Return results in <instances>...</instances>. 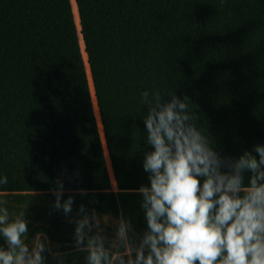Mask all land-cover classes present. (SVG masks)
Returning <instances> with one entry per match:
<instances>
[{
  "label": "trees",
  "instance_id": "trees-1",
  "mask_svg": "<svg viewBox=\"0 0 264 264\" xmlns=\"http://www.w3.org/2000/svg\"><path fill=\"white\" fill-rule=\"evenodd\" d=\"M76 3L119 190L150 183L145 91L187 96L224 156L264 144V0ZM3 176L0 192H50L58 178L111 189L71 0H0Z\"/></svg>",
  "mask_w": 264,
  "mask_h": 264
},
{
  "label": "clouds",
  "instance_id": "clouds-1",
  "mask_svg": "<svg viewBox=\"0 0 264 264\" xmlns=\"http://www.w3.org/2000/svg\"><path fill=\"white\" fill-rule=\"evenodd\" d=\"M165 94H142L149 106L144 123L151 150L143 169L150 183L134 191L142 197L147 230L135 233L122 211L112 219L81 205L69 221L76 225L75 251L86 254V264H264V144L238 158L222 155L197 126L190 99L172 92L165 100ZM7 183V176L0 177V184ZM55 184L54 207L70 216L74 195L62 203L63 179ZM110 220L111 237L105 231ZM29 223L26 213L12 218L0 207V237L6 243L0 264H47L46 254L65 264L66 254L53 251L46 235L25 239Z\"/></svg>",
  "mask_w": 264,
  "mask_h": 264
},
{
  "label": "crops",
  "instance_id": "crops-1",
  "mask_svg": "<svg viewBox=\"0 0 264 264\" xmlns=\"http://www.w3.org/2000/svg\"><path fill=\"white\" fill-rule=\"evenodd\" d=\"M113 181V183H112ZM111 181V189L110 190H104V191H87V195H80L79 191H65V196L63 198H68V195H74V199H103V200H107L110 199V197H114V199L117 201H119V197H122V199L126 198V197H137V195H139L138 193H136L134 190H119L115 181V178L113 177ZM38 194L40 193H47V195L42 196V197H53V191L50 192H36ZM37 194V195H38ZM52 195V196H51ZM121 195V196H120ZM118 198H115V197ZM140 196V195H139ZM121 199V198H120ZM118 205V204H117ZM120 207V208H119ZM122 208V209H121ZM23 209V208H22ZM78 209L79 208H73V213H71L70 216H66L63 213V210H56L55 208H42V211H49V214H51V218H53V216L61 219L63 222H66L65 217L68 218L69 220L72 219L74 220L77 217V213H78ZM88 210H92L95 209L96 212L98 214H100L101 216H109L112 219L118 218L121 214V211L124 213V215L132 220L133 223V228L135 230V233H137L138 235H142L146 230H147V223L145 222H138L136 223L135 220L136 218L133 215V212L135 210H139L142 213H144L145 216V211L143 208H123L122 205H118L117 208H87ZM130 209H132L131 211H129ZM126 210V211H125ZM29 215L30 212L32 211V213H36V211H38L37 208H34V210H22V212ZM18 214H20L18 212ZM48 215V214H46ZM13 218V217H12ZM135 218V220L133 219ZM144 223V224H143ZM75 223H68V226L61 229L59 227V225H35V226H31L29 225V235L25 237L26 240H31L32 237L34 238L37 234H44L46 235L48 241L50 242V245L52 247L53 251H59L62 253H65L66 255L64 257L65 258V264H86L85 258L83 257V255H85V253L82 252H76L74 249V230H75ZM106 233L111 237L112 234L115 231V226L114 224L111 222H109L108 226L105 229ZM0 247H6V243L3 239V237H0ZM50 255V254H49ZM50 264V262H49Z\"/></svg>",
  "mask_w": 264,
  "mask_h": 264
},
{
  "label": "rangeland",
  "instance_id": "rangeland-1",
  "mask_svg": "<svg viewBox=\"0 0 264 264\" xmlns=\"http://www.w3.org/2000/svg\"><path fill=\"white\" fill-rule=\"evenodd\" d=\"M37 194L38 193L36 192H13V193L0 192V207H7L10 215L13 218H15L16 215H19L18 212L21 213L23 209L24 210H27V209L34 210V208H37L38 211H36V213H32V211H29L30 214L29 215L26 214V218L30 222L29 225L39 226V225L53 224V225H59L61 229L67 227L70 221L68 218L65 217L66 222H63L61 219L55 216L51 218V214H49V211H45V212L42 211V208H55L53 204H55L56 197L54 195L53 197H42V196L47 195V193H40L38 195ZM115 198H118V197H115ZM66 199L67 198H62L61 202L63 203V201ZM128 199H131V198L126 197L124 199H121L122 201L119 199V201L117 200L118 202L114 199V197H110V199H107V200H103V199H85V200L76 199L75 200L74 199L73 208H79L81 205H84L86 208H117V206L120 203L122 207L123 205L125 206L127 204L125 203V200H128ZM30 203H31V206H30ZM24 204L25 205L27 204L26 205L27 207H25ZM138 204L137 205L142 208L141 204L140 203ZM127 206L128 205H126V207ZM72 213H73V210H72ZM133 215L135 218L137 219L139 218L141 222H144V223L146 222L144 213H142L141 211H139V214L135 211ZM46 255L48 256L47 262H50V264H56V261L52 258L51 255L49 254H46ZM85 255H83L84 258H85ZM65 258L66 257H64V260Z\"/></svg>",
  "mask_w": 264,
  "mask_h": 264
},
{
  "label": "bare ground",
  "instance_id": "bare-ground-1",
  "mask_svg": "<svg viewBox=\"0 0 264 264\" xmlns=\"http://www.w3.org/2000/svg\"><path fill=\"white\" fill-rule=\"evenodd\" d=\"M71 3H72V7H73V13H74L75 22L77 24V29H78V34H79V40H80V45H81V51H82L83 59L85 61L87 75H88V78H89V85H90L91 94H92V98H93L94 110H95V114H96V118H97V122H98V127H99V131H100V134H101V138H102L104 150H105L107 164H108V167H109V170H110L111 177L113 179L114 176H113V171H112V166H111V159H110V156H109V153H108V150H107V146H106V142H105V138H104V132H103V126H102V123H101L100 112H99V108L97 106L95 89H94V85H93V81H92V76H91V72H90V66L88 64V55L86 53L85 44H84L83 37H82V34H81L80 16H79V12H78V6L76 4V0H71ZM122 197H123V195H122ZM122 197H119V199L120 198L122 199ZM130 198L131 199L125 200V203H127L126 205H128L127 208H135V209L136 208H141L140 206H138L139 205L138 203L141 204V201H142V197L141 196L137 195V197H130ZM26 205L24 204L25 207H27ZM53 205H55V204H53ZM126 205L125 206L123 205V208L125 207V209H126ZM30 206H31V203H30ZM131 210L132 209H130L129 211H131ZM135 211L139 214V210L138 209L135 210ZM132 216H134V215H132ZM133 219L135 220V218H133ZM135 222L138 223V222H141V220L139 218L138 219L136 218Z\"/></svg>",
  "mask_w": 264,
  "mask_h": 264
},
{
  "label": "water",
  "instance_id": "water-1",
  "mask_svg": "<svg viewBox=\"0 0 264 264\" xmlns=\"http://www.w3.org/2000/svg\"><path fill=\"white\" fill-rule=\"evenodd\" d=\"M77 4V3H76ZM79 12V11H78ZM80 16V15H79ZM80 27H81V23H80ZM81 30H82V28H81ZM81 34H82V32H81ZM82 37H83V35H82ZM83 41H84V39H83ZM84 44H85V42H84ZM85 48H86V46H85ZM88 64H89V62H88ZM89 66H90V64H89ZM90 72H91V69H90ZM92 76V75H91ZM92 81H93V79H92ZM93 85H94V82H93ZM95 89V88H94ZM97 100V99H96ZM97 106H98V104H97ZM101 123H102V121H101ZM103 126V125H102ZM104 138H105V136H104ZM105 142H106V139H105ZM106 146H107V144H106Z\"/></svg>",
  "mask_w": 264,
  "mask_h": 264
}]
</instances>
